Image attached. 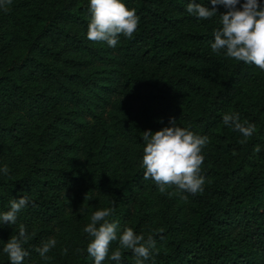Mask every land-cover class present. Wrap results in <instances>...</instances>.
Segmentation results:
<instances>
[{"label": "trees", "instance_id": "16d2710c", "mask_svg": "<svg viewBox=\"0 0 264 264\" xmlns=\"http://www.w3.org/2000/svg\"><path fill=\"white\" fill-rule=\"evenodd\" d=\"M123 2L139 24L115 48L88 40L89 0L0 8V168H9L0 173V212L14 198L29 199L15 225L0 223V264H10L2 249L20 225L30 236L23 264H94L84 228L94 211L113 206L109 219L121 231L155 238L146 264H264V70L212 52L223 5L200 20L186 11L191 0ZM245 77L247 97L234 100ZM227 113L255 124L247 143L223 123ZM171 118L201 136L213 127L201 193L162 194L144 179L142 132ZM73 186L86 188L92 205L71 225L73 250L55 247L44 260L35 248L63 232V191ZM118 247L112 242L109 256ZM120 250V264H135L131 250Z\"/></svg>", "mask_w": 264, "mask_h": 264}, {"label": "clouds", "instance_id": "9594fccd", "mask_svg": "<svg viewBox=\"0 0 264 264\" xmlns=\"http://www.w3.org/2000/svg\"><path fill=\"white\" fill-rule=\"evenodd\" d=\"M11 2L12 0H0V8L7 11V5ZM210 3L211 8L191 0L186 11L200 20H207L217 15L218 5L227 9L220 14L222 26L213 33L212 52L218 54L225 50L227 57L264 70V4L260 3V0H244L242 4L240 0H210ZM238 4L240 7H237ZM89 11L91 18L87 31L88 40L104 42L112 48L118 45L121 35L132 38L139 24L135 9L126 7L123 0H89ZM169 123L170 126L155 132L150 129L142 132L145 142L142 157L144 179H152L162 194L172 187L176 189L177 194L201 193L205 184V179L200 174L204 161L202 149L207 145L208 137L178 126L175 118H171ZM223 123L242 134L241 144L247 143L248 138L256 132L255 124L241 122L239 113L225 114ZM255 151L259 152V147ZM0 173L8 175L9 168H0ZM181 198L187 200V196L182 195ZM28 203L27 196L12 199L8 210L0 212V223L15 225L18 213ZM114 212L113 206L92 213L90 223L84 228V232L90 237L87 244L88 255L94 259V264H103L106 259L120 264V249H126L133 253L135 264H146L156 248L155 238L151 235L145 238L127 226L121 231L118 222L109 219ZM29 239L25 226L20 225L18 234L12 235L4 243L2 251L7 254L10 264H23L25 257L29 255V251L24 247ZM114 241H118L119 247L109 256L110 245ZM56 245L57 240L50 237L35 248V251L42 259L48 260L50 257L47 254ZM63 251L66 254L67 248Z\"/></svg>", "mask_w": 264, "mask_h": 264}, {"label": "rangeland", "instance_id": "374dc122", "mask_svg": "<svg viewBox=\"0 0 264 264\" xmlns=\"http://www.w3.org/2000/svg\"><path fill=\"white\" fill-rule=\"evenodd\" d=\"M101 67L102 66H100L99 64L88 65V69L94 71L96 69H100ZM252 70L256 71V66H253ZM251 84V78H243L241 82H239V91L234 95V100L242 96L247 97L245 88H247ZM19 115H22V113H20ZM211 131H213L212 126L209 127V134L207 135L208 141L212 139ZM83 191L86 192V188H84L83 186H73L69 190L63 191L67 198L64 205V214L66 215V218H64L62 226H60L61 231L63 232L58 237L54 235V238L57 240V248H69L70 250H73V241H76L77 238L76 235L72 233L71 225L78 219L80 214L89 211L88 209L91 207L93 201L92 198L89 199L88 202L84 201L85 198H90V195H87ZM81 209L82 211H80ZM58 232L59 229L57 228L55 233Z\"/></svg>", "mask_w": 264, "mask_h": 264}]
</instances>
